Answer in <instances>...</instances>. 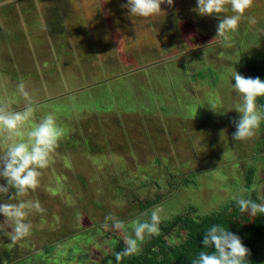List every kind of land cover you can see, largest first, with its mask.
<instances>
[{"label":"rangeland","instance_id":"374dc122","mask_svg":"<svg viewBox=\"0 0 264 264\" xmlns=\"http://www.w3.org/2000/svg\"><path fill=\"white\" fill-rule=\"evenodd\" d=\"M59 1L0 2V35H10L0 38V108L31 106L29 126L54 114L58 145L70 142L40 171L34 196L23 197L45 211L29 212L30 233L15 240L21 264H126L128 255L117 261L116 253L148 211L165 222L190 206L199 214L229 208L248 195L250 167L264 203V119L252 137L235 141L242 100L231 86L236 70L252 77L246 62L264 69V0H251L226 36L217 25L234 14L228 0L221 16L200 15L197 0H174L148 18L128 15L127 0ZM22 10L31 32L15 42ZM147 199L154 203L143 209ZM109 214L125 228L105 227ZM0 225V243L13 242L3 214ZM164 236L178 243L183 234L173 226Z\"/></svg>","mask_w":264,"mask_h":264},{"label":"clouds","instance_id":"9594fccd","mask_svg":"<svg viewBox=\"0 0 264 264\" xmlns=\"http://www.w3.org/2000/svg\"><path fill=\"white\" fill-rule=\"evenodd\" d=\"M164 3L171 6L174 0H127L123 7L128 9V15L132 18H148L159 15L163 11L161 5ZM228 3L234 14L222 15L219 19L217 34L221 36L236 30L246 10L251 6V0H228ZM195 11L200 15L221 16L228 8L226 0H197ZM233 79L235 83H232V89L242 100V104L236 108L240 116L235 121L236 131L233 133V139L237 141L252 137L264 119L257 106V98L264 97V79L247 77L237 70L232 74V81ZM18 88L26 100L30 98L23 82ZM33 110L31 106H26L22 112L0 108V144L3 145V150L0 151V180L5 181L0 183V201H3L0 202V214L11 224L10 239L13 241L30 233L32 225L25 219L29 212L45 211L39 200L25 201L19 198L38 187L40 170L49 166L51 155L62 135L56 118L51 113L38 122L27 125ZM5 197L8 200L19 199V202L7 203ZM236 204L241 213L251 216L264 214V203L241 196L236 200ZM105 219V227L110 226L118 231L125 228L124 221L114 214H109ZM160 219L159 212L153 210L150 221L136 223L132 229L134 236H125V248L116 253V260L119 261L121 255L135 252L138 242L143 241L146 235L158 234ZM2 227L3 225H0V228ZM202 244L205 250L198 253L192 264H249L250 249L237 233L222 224H212L208 227L204 232Z\"/></svg>","mask_w":264,"mask_h":264},{"label":"trees","instance_id":"16d2710c","mask_svg":"<svg viewBox=\"0 0 264 264\" xmlns=\"http://www.w3.org/2000/svg\"><path fill=\"white\" fill-rule=\"evenodd\" d=\"M3 1L12 2L13 0H0V2ZM14 1V5H17V7H22L18 4L21 0ZM55 1L56 3H58L59 0ZM3 6V4L0 5V18L3 17V19H6L5 16L7 15L4 16L1 10V7ZM54 10L55 11L53 15H49L46 17V19L48 18V21H46L47 24L45 25L48 29L50 28L52 17L54 20V15L59 12V7L56 8L55 6ZM11 12H13V10H11ZM21 16H23V10L20 11L19 15H17V19L22 26L21 31L19 32L22 36L14 37L13 41L15 42L24 40V38L27 37V35H29V33L31 32L26 30V20H22ZM1 31L4 33L6 32L0 26V32ZM56 32L64 35V32L61 31V29L58 30L56 28ZM7 35L9 34H4L3 36L0 35V38L5 39ZM26 45L27 44H25V47H27ZM25 47H23V51L25 50ZM22 50L20 51V59H22ZM16 53L18 54V52ZM248 62L250 63L247 64L246 62V68L252 74V77H260L264 79V69L258 67L251 61ZM121 75H123V73ZM257 101L264 113V97H258ZM87 120L88 119H86V121ZM259 143L264 145V134L263 137L259 140L258 144ZM69 144L70 142L67 141L62 142L57 146L56 149H58L59 147H68ZM257 147L259 148L261 146ZM254 173V167H250L248 170L246 182L249 193L245 198H250L259 203L257 190L253 188ZM131 192L135 193L133 190H131ZM28 193L34 196L36 190H30ZM28 193L26 195H28ZM4 199L5 202L11 203V200H8L7 197H5ZM19 199L24 200L25 198L21 197ZM19 199H17L18 202ZM146 201L148 202L147 204H141L143 209H148L154 203L153 200L147 199ZM147 213L151 217V210ZM146 220L150 221V218ZM143 221L144 220H141L140 222ZM212 224H222L225 227H228L229 230L237 233L242 238L245 245L250 249V253L248 256L249 264H264V214L251 216L248 213H241L236 204V201L231 203L229 205V208L225 207L221 210H216L209 214H199L196 207L190 206L186 213L176 214L173 218L165 222L160 221V231L158 232V234H153L149 236L148 239L138 242V246L141 247V250L127 254L128 258L125 263L192 264V260L198 255V253L202 250H205L204 245L202 244L204 232ZM173 226L178 227L179 231L183 234L182 240L178 243L172 242L170 239L164 236L165 232L170 231ZM15 243L18 242H12L8 240L5 243H0V264H21L23 262L19 261V258H17L19 249L17 246L18 244L16 245ZM54 247V244H49L45 247V249L47 250V252H52L54 250Z\"/></svg>","mask_w":264,"mask_h":264},{"label":"crops","instance_id":"0c3cea01","mask_svg":"<svg viewBox=\"0 0 264 264\" xmlns=\"http://www.w3.org/2000/svg\"><path fill=\"white\" fill-rule=\"evenodd\" d=\"M26 59V58H25ZM25 62V61H24ZM25 64H29V66H30V63L28 62V63H25ZM34 64V63H33ZM22 69H24V66H23V63H22ZM25 70V69H24ZM40 76V74L38 75V77ZM18 108V107H17ZM17 110V109H16Z\"/></svg>","mask_w":264,"mask_h":264}]
</instances>
